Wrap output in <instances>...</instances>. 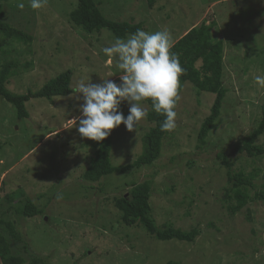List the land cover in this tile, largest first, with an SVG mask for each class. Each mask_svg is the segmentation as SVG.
I'll use <instances>...</instances> for the list:
<instances>
[{
  "label": "rangeland",
  "instance_id": "rangeland-1",
  "mask_svg": "<svg viewBox=\"0 0 264 264\" xmlns=\"http://www.w3.org/2000/svg\"><path fill=\"white\" fill-rule=\"evenodd\" d=\"M18 2L0 0V11L5 12V21L34 39L28 44L1 42L3 48L11 50L9 57L21 65L20 75L7 83L9 91L17 95L37 91L68 69L73 73L74 89L70 95L51 100L31 98L26 103L29 116L22 119L14 105L0 96V202L6 208L8 195L18 202L24 191L32 199L43 193L47 200L42 205L46 210L43 216L9 214V219L17 220L15 228L29 245L25 251L22 243H14L26 261L32 253L53 264H166L170 260L180 264H264V201L251 203L252 222L246 212L225 219L220 204L223 191L219 189L225 184V174L216 158L223 150L235 168L246 172L264 168V160L237 151V145L264 115V87L255 82L256 76H264V0H156L153 6L148 0H98L107 19L141 23L142 30L149 33L167 30L172 46L201 22H215L214 33L223 40L222 79L228 91L220 119L204 147L197 148V132L210 114L215 95L198 91L187 82L179 96L176 127L170 130L155 165L135 174L114 173L91 183L93 186L82 174L98 142L78 132L82 100L77 98L75 87L82 79L86 83H101L103 79L121 83L123 70L118 68L117 56L109 58L103 52L117 37L107 28L88 34L75 27L69 14L77 7V0H47L38 10L30 7L29 0H23V9ZM142 106L147 112L151 110L148 100ZM129 107L127 101L120 105L125 117ZM152 125L146 116L136 131H128L123 124L111 131L114 166L137 160L144 151L143 136ZM257 143L264 145V134ZM133 179L152 181L151 203L157 220L166 219L172 199L182 198L187 187L195 192V205L191 216H183L187 209L173 213L170 218L177 227L191 229L200 224L205 230L209 220L219 215L225 219L224 233L232 223L239 238L222 244L220 235L217 245L204 235L194 243L162 241L140 227L121 224L114 198L128 193L130 187L125 183ZM172 184L177 185L175 191L166 193ZM58 194L62 199H57Z\"/></svg>",
  "mask_w": 264,
  "mask_h": 264
},
{
  "label": "trees",
  "instance_id": "trees-1",
  "mask_svg": "<svg viewBox=\"0 0 264 264\" xmlns=\"http://www.w3.org/2000/svg\"><path fill=\"white\" fill-rule=\"evenodd\" d=\"M148 1L151 6L155 5L156 0ZM76 6L69 14L70 21L75 27L88 34L107 28L117 38L124 39L128 35L134 34L138 29L142 30L143 25L141 23L114 22L107 19L100 9L98 0H77ZM4 17L5 12L2 10L0 11V96L14 105L20 119L27 118L29 113L26 103L31 98L51 100L55 96H67L73 93L74 89L71 87L73 73L70 69L60 73L37 91H28L25 94L18 95L10 92L7 83L12 76L20 75L18 70L21 65L16 59L9 57V55H12L11 50L2 46L4 44L10 45L13 41L28 44L34 38L24 30L5 21ZM214 27L215 22L207 24V20H205L189 30L171 48V51L178 55L184 69L183 74L180 76L179 96L184 84L187 82L192 83L198 91L215 95L210 114L203 120L197 132V148L199 149L204 147L209 134L216 127L228 91L223 85L222 79L223 40L216 37ZM5 40H9V42ZM1 42H3V45ZM198 46L201 47V51L197 50ZM199 61H201V64L197 66ZM148 101H150L151 110L148 112L147 120L153 125L143 136V153L132 164L114 166L111 162L113 136L110 134L106 139L98 142V147L94 155L89 158L88 166L82 174L83 180L90 183L89 186H93L91 183L100 182L103 178L114 173L133 172L135 174L139 169L154 166L162 156L165 140L169 137L170 131H161L160 126L165 117L156 113L151 100ZM178 104L179 97L175 111ZM263 134L264 115L258 126L244 138L243 143L237 145V151L250 158L264 160V145L257 143V140ZM216 158L219 161V167L216 164L217 162L214 163V166L223 169L225 174V184L219 188L223 191L220 204L225 211L223 213L225 219L228 217L234 218L246 212L247 220L254 221V217L250 212V205L254 201H264V168L255 167L251 172L235 168L232 158L223 150L217 153ZM189 164H192V161ZM190 179L193 180L192 177ZM125 186L130 187L128 193L114 198V205L119 212L121 224L140 227L152 238L162 241L175 239L194 243L202 235L205 239L215 240L216 245L221 241V239L219 240L220 235L224 238L222 244L237 240V230L231 228L232 223L230 229H227L228 231L224 233L225 226L222 223L225 219L219 215L209 220L205 230L200 227V224L191 227V229H183L177 227L171 221L170 217L177 210L187 209L183 216H191V208L195 205L194 190L185 187V194L182 198L172 199L169 205L170 209L166 211V219L162 221L161 219L157 220L152 207L153 186L151 180L139 183L136 179H133L130 183H125ZM176 186L172 184L167 187L166 193L172 194ZM100 191H104V189L100 188ZM25 192H23L22 198L18 202L14 201L12 195H8L9 205L6 208L0 202V260L3 264H24L25 262L27 264H53L47 261L46 258L32 253H30L31 259L26 261V258L14 247L15 241H18L22 243V248L25 251H29L28 243L23 240L21 233L15 228L17 220L9 219V214L12 212L20 218H33L43 216L46 212L42 206L47 201H45L43 193H40L37 199H32ZM40 199L43 200L39 202ZM206 230L208 232L205 233ZM251 231L255 232L253 228H251ZM205 234H208V237H205ZM166 264H180V261L170 260Z\"/></svg>",
  "mask_w": 264,
  "mask_h": 264
},
{
  "label": "clouds",
  "instance_id": "clouds-1",
  "mask_svg": "<svg viewBox=\"0 0 264 264\" xmlns=\"http://www.w3.org/2000/svg\"><path fill=\"white\" fill-rule=\"evenodd\" d=\"M29 3L33 10H38L47 0H29ZM18 7H25L23 0H19ZM171 48V36L167 30L149 33L140 29L126 39L117 38L110 47H105L103 52L106 56L111 58L115 54L118 58V68L123 70L121 83L111 79H103L101 83H86L82 79L77 83L75 92L82 100L79 106L81 115L76 124L79 134L100 142L121 124L130 132L136 131L140 121L148 115L142 106L146 100H151L154 111L165 117L161 131L174 129L180 76L184 69ZM255 82L264 87V76H256ZM125 101L130 105L126 117L120 110ZM57 199H62V194H58Z\"/></svg>",
  "mask_w": 264,
  "mask_h": 264
}]
</instances>
